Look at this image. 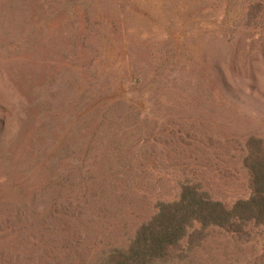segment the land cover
I'll return each instance as SVG.
<instances>
[{
    "label": "rangeland",
    "instance_id": "rangeland-1",
    "mask_svg": "<svg viewBox=\"0 0 264 264\" xmlns=\"http://www.w3.org/2000/svg\"><path fill=\"white\" fill-rule=\"evenodd\" d=\"M248 137L264 0H0V264H104L182 183L230 208ZM256 221L165 264H264Z\"/></svg>",
    "mask_w": 264,
    "mask_h": 264
},
{
    "label": "trees",
    "instance_id": "trees-1",
    "mask_svg": "<svg viewBox=\"0 0 264 264\" xmlns=\"http://www.w3.org/2000/svg\"><path fill=\"white\" fill-rule=\"evenodd\" d=\"M242 152L241 164L246 169L249 188L245 200H237L227 209L212 200L207 190L201 191L199 183H182L177 200L157 203L151 215L137 226L128 246L108 251L104 264H165L178 258L177 252L182 254L183 239H190L203 229L229 231L236 223L264 218V146L248 137ZM192 225L196 228L188 232Z\"/></svg>",
    "mask_w": 264,
    "mask_h": 264
}]
</instances>
